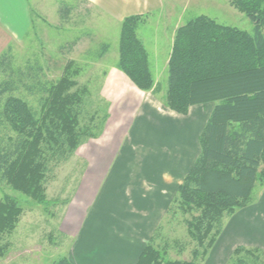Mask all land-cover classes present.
I'll list each match as a JSON object with an SVG mask.
<instances>
[{
  "label": "trees",
  "instance_id": "1",
  "mask_svg": "<svg viewBox=\"0 0 264 264\" xmlns=\"http://www.w3.org/2000/svg\"><path fill=\"white\" fill-rule=\"evenodd\" d=\"M254 23V32L200 14L179 25L168 60L165 105L187 114L199 103L215 106L199 136L200 153L179 185L169 209L186 217L194 245L191 259L171 258L167 249L148 243L136 264H202L220 235L224 217L254 201L257 182L264 184V0H229ZM71 6L61 13L69 18ZM144 14L123 18L117 67L141 90L155 87L149 52L137 28ZM10 47L0 54V180L35 202L49 205L46 182L52 163L76 153L87 138L99 136L107 121L99 108L82 124L90 97L73 60L57 80L43 81L40 65H13ZM109 49L103 43L98 57ZM26 79L29 81L26 82ZM38 95V107L17 92ZM24 212L16 197L0 199V239L10 235ZM10 242L0 243L4 256ZM264 251L238 246L233 257L245 264ZM53 264H74L67 256Z\"/></svg>",
  "mask_w": 264,
  "mask_h": 264
},
{
  "label": "crops",
  "instance_id": "2",
  "mask_svg": "<svg viewBox=\"0 0 264 264\" xmlns=\"http://www.w3.org/2000/svg\"><path fill=\"white\" fill-rule=\"evenodd\" d=\"M90 1L113 16L121 14V19L167 10L165 3H171ZM32 23L30 1L0 0V53ZM106 74L107 85L111 76L120 77L121 82L111 84L124 91L115 98L104 90L110 103L107 121L97 138L77 149L87 160L85 178L61 226L73 240L74 264H136L148 243L156 245L155 235L172 214L169 209L200 153L199 136L216 104H195L181 114L165 105V93L139 89L116 66ZM238 246L264 251V192L254 204L229 215L203 264H227Z\"/></svg>",
  "mask_w": 264,
  "mask_h": 264
},
{
  "label": "rangeland",
  "instance_id": "3",
  "mask_svg": "<svg viewBox=\"0 0 264 264\" xmlns=\"http://www.w3.org/2000/svg\"><path fill=\"white\" fill-rule=\"evenodd\" d=\"M28 1L33 25L26 34L8 41L2 52L10 47L9 52L15 67L20 66L25 70L29 65L42 66L39 74L43 81L60 78L67 63L73 60L82 68V72L76 77L79 85L86 84L90 89V97L87 99L81 123H90V116L98 108L101 117L106 111L109 113L110 103L103 94L104 90L107 89L115 98H120L124 91L115 89L111 84L121 82L118 76H111L114 82L106 84V72L112 67H117L122 15L113 16L90 0ZM170 2L169 5L165 3L167 10L153 9L140 13L145 16L137 28L149 52L150 65L156 80L152 91L160 95L166 94L168 88L169 70L165 61L170 57L175 27L197 15L205 14L220 23L254 32L252 20L231 5L229 0H170ZM67 5L71 6L72 10L69 18L65 19L61 13ZM103 43H108L109 49L104 56L98 57ZM27 81L29 80L26 79ZM17 93L28 99L34 107H38V95L25 90ZM209 103L212 105L215 102ZM97 137L87 138L84 143ZM198 147L200 149L199 142ZM51 166L46 182L47 194L48 198L56 201L49 205L35 202L28 195L0 180V199L5 194H10L17 198L24 209L15 230L10 235L4 234L0 239V243L10 242L4 256H0V264H53L64 256L70 258L73 240L63 232L61 226L67 211L79 196L87 160L77 154L76 150V153L67 160H62L58 164L52 163ZM262 192L264 184L257 182L254 201L249 205L254 204ZM186 217L189 216L180 211L175 215L171 214L161 231L155 235L157 247L167 249L171 258L192 257L194 243L187 232ZM228 218L229 216L224 217V225ZM244 257L247 260L245 264H264V258L255 262L251 257ZM227 264L238 263L231 255Z\"/></svg>",
  "mask_w": 264,
  "mask_h": 264
}]
</instances>
